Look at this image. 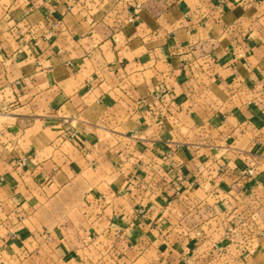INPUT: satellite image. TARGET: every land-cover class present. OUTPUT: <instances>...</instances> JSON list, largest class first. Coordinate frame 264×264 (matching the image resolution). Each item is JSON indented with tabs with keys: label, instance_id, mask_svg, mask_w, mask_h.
I'll return each instance as SVG.
<instances>
[{
	"label": "crops",
	"instance_id": "obj_1",
	"mask_svg": "<svg viewBox=\"0 0 264 264\" xmlns=\"http://www.w3.org/2000/svg\"><path fill=\"white\" fill-rule=\"evenodd\" d=\"M0 264H264V0H0Z\"/></svg>",
	"mask_w": 264,
	"mask_h": 264
},
{
	"label": "built area",
	"instance_id": "obj_2",
	"mask_svg": "<svg viewBox=\"0 0 264 264\" xmlns=\"http://www.w3.org/2000/svg\"><path fill=\"white\" fill-rule=\"evenodd\" d=\"M252 174H253V171H252V170H248V171H247V175H248V176H251Z\"/></svg>",
	"mask_w": 264,
	"mask_h": 264
}]
</instances>
